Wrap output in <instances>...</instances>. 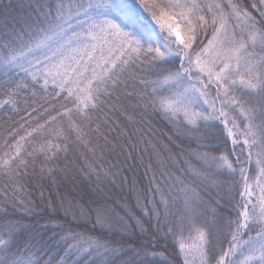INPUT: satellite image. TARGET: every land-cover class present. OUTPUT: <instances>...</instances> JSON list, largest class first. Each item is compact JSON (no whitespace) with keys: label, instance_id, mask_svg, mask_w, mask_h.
Masks as SVG:
<instances>
[{"label":"snow or ice","instance_id":"snow-or-ice-1","mask_svg":"<svg viewBox=\"0 0 264 264\" xmlns=\"http://www.w3.org/2000/svg\"><path fill=\"white\" fill-rule=\"evenodd\" d=\"M0 11V264H264V0Z\"/></svg>","mask_w":264,"mask_h":264},{"label":"trees","instance_id":"trees-1","mask_svg":"<svg viewBox=\"0 0 264 264\" xmlns=\"http://www.w3.org/2000/svg\"><path fill=\"white\" fill-rule=\"evenodd\" d=\"M4 25H8L10 27V21L8 19H6L5 14L2 11H0V32H2L4 30ZM157 127L160 128L161 130H166V125L163 124V122L158 123ZM126 174L131 177V173H126ZM88 183H89V181H83V180L79 181L78 185L75 188V191L79 192L82 189L86 190ZM47 187L48 186L45 185L46 189H47ZM48 190L51 191V189H48ZM117 195H119V194H117ZM28 222H31V221H28ZM171 252H172V249L169 248V253H171Z\"/></svg>","mask_w":264,"mask_h":264}]
</instances>
